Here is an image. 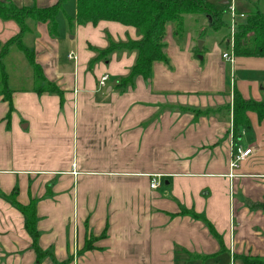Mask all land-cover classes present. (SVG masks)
<instances>
[{"label":"crops","instance_id":"1","mask_svg":"<svg viewBox=\"0 0 264 264\" xmlns=\"http://www.w3.org/2000/svg\"><path fill=\"white\" fill-rule=\"evenodd\" d=\"M9 1L44 8L58 0ZM30 27L24 39L31 38L35 62L63 100L16 91L7 123L0 97V193L16 188L19 204L35 201L37 246L48 255L36 262L23 216L0 196V264H243L238 257H264V211L244 204L264 202V118L247 112L249 124L234 138L231 115L234 88L244 100L264 101V59L235 58L231 68L212 47L199 60L196 41L176 43L167 27L169 64L155 63L149 79L136 77L120 91L135 54L114 53L89 67L95 55L88 47L106 48L107 37L138 40L135 28L74 23L68 54L76 60L65 55L67 66L48 24ZM19 31L0 21V50ZM225 106L229 111L198 118L190 111ZM236 145L251 155L231 169ZM181 209L203 214L220 241L203 223L174 216ZM103 233L81 252L86 238Z\"/></svg>","mask_w":264,"mask_h":264},{"label":"trees","instance_id":"2","mask_svg":"<svg viewBox=\"0 0 264 264\" xmlns=\"http://www.w3.org/2000/svg\"><path fill=\"white\" fill-rule=\"evenodd\" d=\"M67 0H58L54 5L44 8L36 6L17 7L9 0H0V21H13L19 26V34L8 40L0 50V97L7 104V112L5 121L7 122L13 112V94L16 90L10 87L8 74L4 59L14 46L24 56L26 61L33 67L35 71L34 87L31 91L37 95L49 94L59 97L62 103L63 92L51 81H48L40 68L35 62L34 52L24 43L23 38L31 33V25L36 23H47L48 32L51 36L57 35V24L55 18L62 11V6ZM228 5V4H227ZM76 14L74 18L67 17L68 28L71 30L74 23L77 25L92 24L96 25L100 21H110L119 23L124 26L135 28L140 38L138 40H127L125 42H115L109 37L107 47L104 49H95L88 47L94 53L89 67L103 62L107 63L114 53H134L135 61L128 74L121 77L116 85L120 91H125L128 87L133 86L134 79L141 77L147 80L151 77L152 67L155 63L169 64V60L164 53V37L167 25L172 27V36L176 43L184 34V17L204 15L210 19V29L218 31L222 27L220 15L223 12L214 9L204 0H75ZM224 22V21H223ZM225 24V22H224ZM229 41H227V50L229 49ZM193 57L199 54L195 46L193 49ZM232 52L235 58H262L264 59V13L258 10L250 12L244 19H240L236 24V30L233 35ZM39 82L37 86L36 83ZM25 91V90H22ZM218 110L206 109L190 110L194 113L195 118L199 116L215 115L218 112L229 111V107L225 106L217 108ZM247 112H252L257 116L260 122L264 118V101L244 100L236 88L232 91V132L234 138L239 134V130L248 126ZM8 123V122H7ZM17 189L15 188L10 195L0 196L5 198L24 218L25 230L32 238V247L36 254V262L48 255L37 246L36 217H35V201H31L24 206L16 201ZM245 206L251 211H264V202H252L244 200ZM174 216H188L189 218L203 223L209 234L218 242L220 236L217 234L211 223L203 214L194 212L193 210H183ZM103 233L99 237L86 238L81 252L93 250V244L99 238H103ZM239 259L243 264H264V257L240 256ZM55 264H64L56 263Z\"/></svg>","mask_w":264,"mask_h":264},{"label":"rangeland","instance_id":"3","mask_svg":"<svg viewBox=\"0 0 264 264\" xmlns=\"http://www.w3.org/2000/svg\"><path fill=\"white\" fill-rule=\"evenodd\" d=\"M206 3L210 4L214 9L223 12V17L220 15V20L222 21V27L218 31H212L209 26V20L204 15L196 16H185L184 17V34L180 38L182 43H185L189 38L193 41L203 42L202 50L212 49V47H217L220 54L227 51V41L231 36V22H230V12L229 6L231 1L234 4V10L236 15V21L234 26V32L236 30V24L240 19H244L246 15L253 11H260L264 13V0H204ZM223 1H226L228 5H223ZM75 0H67L63 6L62 11H60L56 18L57 24V35L56 38L60 42V59L67 66L70 63L66 60L65 55L70 51V46L74 43L70 40L72 33L68 28L67 16H71L74 13ZM64 10V11H63ZM211 21V20H210ZM171 27V25H167ZM166 27V28H167ZM172 28V27H171ZM199 29V31H198ZM201 29V31H200ZM31 38H23V43L29 48ZM195 45V44H194ZM195 45V46H196ZM2 49V48H1ZM10 51L6 58L4 59L6 70L8 74V81L10 87L16 91H28L34 87L35 71L33 67L30 66L28 61H26L25 56L17 50L14 46L10 47ZM70 54V53H69ZM36 85H39L37 81ZM163 188V187H161Z\"/></svg>","mask_w":264,"mask_h":264},{"label":"built area","instance_id":"4","mask_svg":"<svg viewBox=\"0 0 264 264\" xmlns=\"http://www.w3.org/2000/svg\"><path fill=\"white\" fill-rule=\"evenodd\" d=\"M229 12H230V22H231V36H230V41H229V49L221 54V57L224 61H226L228 64H230L231 68L233 67L234 63H235V57L233 55L232 52V47H233V35H234V24L235 21L237 20L236 15H235V10H234V4L231 1V4L229 6ZM67 58L69 60L75 61L76 60V56L72 53L68 54ZM108 80V75L105 74L103 76H101V78H99L98 80V88L102 89L105 87V83ZM251 155V149L250 148H244L243 146L240 145H236L235 147H233V154L229 163V167L231 169L236 168L237 163H239L240 161H243L245 159H248L249 156ZM160 186V182L158 180V177H153L150 181L149 187L152 190L157 189Z\"/></svg>","mask_w":264,"mask_h":264},{"label":"water","instance_id":"5","mask_svg":"<svg viewBox=\"0 0 264 264\" xmlns=\"http://www.w3.org/2000/svg\"><path fill=\"white\" fill-rule=\"evenodd\" d=\"M222 4H223V5H227L228 3H227L226 1H223ZM209 22H210V20H209ZM202 45H203V42H201V41H198V42H197V49H198L199 52L202 51ZM198 59L201 60L202 57H201L200 55H198Z\"/></svg>","mask_w":264,"mask_h":264}]
</instances>
